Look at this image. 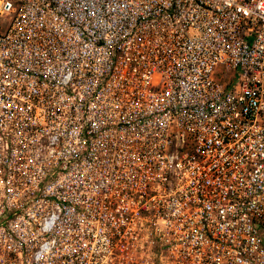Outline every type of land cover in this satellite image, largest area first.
<instances>
[{
  "label": "built area",
  "instance_id": "obj_1",
  "mask_svg": "<svg viewBox=\"0 0 264 264\" xmlns=\"http://www.w3.org/2000/svg\"><path fill=\"white\" fill-rule=\"evenodd\" d=\"M0 264H264V0H0Z\"/></svg>",
  "mask_w": 264,
  "mask_h": 264
}]
</instances>
